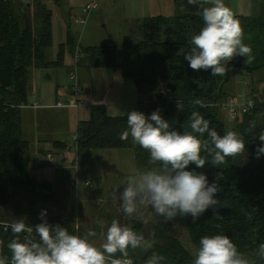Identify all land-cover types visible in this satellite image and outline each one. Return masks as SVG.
I'll use <instances>...</instances> for the list:
<instances>
[{"label": "trees", "instance_id": "16d2710c", "mask_svg": "<svg viewBox=\"0 0 264 264\" xmlns=\"http://www.w3.org/2000/svg\"><path fill=\"white\" fill-rule=\"evenodd\" d=\"M177 1L176 14L141 19L137 25L138 39L125 36L119 50L113 45L85 47L83 55L77 59L88 68L119 69L121 75L132 79L138 92L148 98L139 103L138 111L148 115L159 109L171 129L190 131V115L196 111L219 135L226 131L237 132L244 140L245 149L226 158L219 166L212 165L211 155L202 151L205 167L196 170L204 172L209 182H218L220 191L216 198L219 203L205 211L195 223L190 216H177L165 222L164 217L157 215V221L149 223L151 247H129L128 257L135 264H148L153 255L163 257L160 264H194L200 238L222 234L232 240L251 264H264V257L256 258L257 245L264 244V159L256 157V147L261 143L258 137L264 134V124L259 122V118L264 119V104L257 102L250 111L228 122L229 126L217 112L221 110L219 105L232 96L226 87L232 67L250 73L264 68V2L256 15H234L242 28L243 42L252 49L251 63L245 64V58L236 56L228 62L223 75H211L210 69H191L184 59L190 50L192 35L204 25L202 9L210 4L183 0L181 9ZM40 3L39 0H0L1 220L26 218L30 223L28 214L21 210L27 205L29 214L34 213L35 204L42 199L44 187H40L28 171L31 145L24 138L22 123L21 108L28 105L30 72L56 68L62 64L66 48L76 49L72 35L67 32L66 43L60 44L56 59L48 60L47 51L52 45V13ZM21 6L24 11L19 9ZM197 100L201 103L196 104ZM177 101L182 110L177 108ZM127 130V116L110 117L104 106H89V118L76 128V156L95 149H128L133 153L135 172L157 167L158 164L149 163L148 151L131 136L126 140L120 138ZM53 144L66 148V143L60 140ZM188 167L191 169L195 165ZM47 220L50 224L58 222ZM177 225L187 232L185 242L176 232ZM132 229L146 239L148 226L145 222L133 221ZM14 235L11 230L4 232L0 228V255L9 253L8 244ZM115 256L122 258L120 253Z\"/></svg>", "mask_w": 264, "mask_h": 264}, {"label": "clouds", "instance_id": "9594fccd", "mask_svg": "<svg viewBox=\"0 0 264 264\" xmlns=\"http://www.w3.org/2000/svg\"><path fill=\"white\" fill-rule=\"evenodd\" d=\"M195 3L196 0H189ZM210 6L203 7L204 22L198 33L191 37L190 50L184 59L193 70H211V75H223L226 65L235 56L243 57L244 63L253 60L252 49L243 42V32L239 21L226 6L224 0H206ZM200 104L199 100L195 101ZM177 108L182 110L177 101ZM123 114V113H121ZM190 131L170 128L162 118L160 110L151 114L137 110L127 113L128 130L120 138L132 140L149 153V163L157 167L130 174L126 185L118 189V199L123 211L131 215L137 205H147L165 222L177 216H190L195 223L205 211L214 208L220 186L216 180L209 182L204 172L206 160L202 151L211 155V164L222 165L226 158L233 157L245 149L243 138L235 131L219 135L209 127V121L198 112L190 115ZM207 134V139H204ZM256 147V157L264 156V134ZM211 145V146H210ZM194 164V168H189ZM39 223L30 225L26 218L15 220L9 227L14 235L8 248L10 264H133L127 249L151 247V242L127 226L113 220L103 235V243L96 246L89 238L95 231L77 235L59 224H50L47 209L38 213ZM26 233L29 239L22 240ZM120 253L122 258H117ZM264 257V244L257 245L256 258ZM163 257L153 255L148 264H160ZM0 264H9L8 258L0 255ZM194 264H251L242 255L227 235H205L200 238Z\"/></svg>", "mask_w": 264, "mask_h": 264}, {"label": "rangeland", "instance_id": "374dc122", "mask_svg": "<svg viewBox=\"0 0 264 264\" xmlns=\"http://www.w3.org/2000/svg\"><path fill=\"white\" fill-rule=\"evenodd\" d=\"M29 1L34 2L35 0ZM39 1L52 13V45L47 51L48 60L56 59V51H58L60 44L66 43L67 32H70L75 41L76 55L79 57L83 55V48L93 45H113L119 50L123 36L128 35L134 40L138 39V23L135 18L143 19L144 16L158 14L172 16L178 11L176 0H96L98 9L90 12L87 23L84 25L76 20L84 17V7L93 0ZM177 2L178 4L180 2V8L183 9V0ZM224 2L231 11L234 5L238 3L237 0H224ZM19 9L24 11L23 6ZM258 10L259 8L254 12L250 11L249 14L256 15L259 12ZM133 24L136 27H132ZM68 49L66 48L64 51L67 57L66 61L72 64L75 61V56L70 54ZM77 61L76 70L81 76L83 63L81 60L77 59ZM61 66H58V68L62 74L52 78L50 82L45 81L38 73H43V71L52 72L51 67L48 70H31L28 102L34 92L38 91L39 95L42 96L41 92L43 90H45L44 94L49 100L55 101L56 93L53 89L55 83L61 85L58 88L64 89L68 82L70 84L68 73L70 74L74 68V65L66 66L65 64L63 67ZM255 76L260 78L258 81L253 82L250 72L242 68L232 67L226 87L231 94L237 96L236 99L239 102L248 99L247 95L243 94L245 91V93H249L250 97H254L258 103L264 104V70L255 73ZM246 82L249 85H246ZM259 82H261V89L255 91V86ZM252 87H254L253 93L250 92ZM26 111L23 115V132L24 138L31 145L28 171L31 177L38 180L39 186L44 187L42 199L40 198V201L35 204L34 213L29 214L27 205L21 210L22 213L28 214V221L34 225L39 223L38 213L41 209H47V219L58 220L59 225L68 228L74 234L76 232L73 225L80 228L79 233L81 235H85L89 231H95L96 236L89 239L99 247L104 242L102 233L106 232L107 227L113 220H117L122 226L131 229L132 222L137 220L147 224L146 240L151 241L149 223L157 221V214L147 205L140 204L137 205L133 214L128 215L123 211L121 202L118 199L119 191L117 190L122 189L126 185L128 176L135 172L132 151L106 148L107 151L104 152H101V149H95L91 151V154L85 152L76 156L74 147H71V149L61 151L58 154L56 149L44 145L43 135L38 134V143L34 141L37 130L35 126H31V123L27 121L28 118L31 120L32 115L27 114ZM217 112L218 117L225 119L224 121H227L226 124L229 126L230 123L228 122L231 121L223 117L221 110ZM259 122L264 124V119L259 118ZM46 128L52 132L55 140H66L67 143L73 146L75 132L70 133L68 137L66 132L69 123L60 126L56 123L42 125L39 132L45 134L47 132ZM71 129H73L72 124ZM48 155H51V158ZM262 159H264V156H262ZM83 165L85 166L83 167ZM44 183H48V186L45 187ZM175 228L179 237L185 242L188 237L186 230L178 225Z\"/></svg>", "mask_w": 264, "mask_h": 264}, {"label": "crops", "instance_id": "0c3cea01", "mask_svg": "<svg viewBox=\"0 0 264 264\" xmlns=\"http://www.w3.org/2000/svg\"><path fill=\"white\" fill-rule=\"evenodd\" d=\"M199 1H206V0H199ZM237 1L238 3H236L234 7L232 8V12L234 15H250L249 14L250 11L254 12L257 8H259L258 11H260L261 6L264 2V0H237ZM158 15H161V14H158ZM153 16H157V15H153ZM146 17H152V16H144V18ZM135 19L137 23L141 20L140 18H135ZM132 27H136V25L133 24ZM124 37L125 36H123V38ZM76 51H77V48L74 51L69 50L70 54L72 55L74 54V56L76 55ZM57 52L58 51H56V53ZM62 58L63 59L61 61L62 63L61 67H63V65L65 64L66 66L76 64V60L72 64L67 63L66 61L67 57L65 56V52ZM51 70L52 72L43 71V73H38V74L47 82L52 81V78H56L60 74H62V72L59 70L58 67L52 68ZM262 70L258 72L250 73V75L252 76L253 82L258 81L260 78V77H256L255 73H259ZM68 75L70 74L68 73ZM78 80L80 84L79 99H81L84 102V106H78L75 108L68 106L67 104H69L68 102L70 101V98H71L70 92H69V84H68L69 82L67 83V86L64 89L58 88V87H61V85L56 82L55 88H53L54 92L56 93V98L54 99L55 101L49 100L45 96L44 94L45 90L41 92L42 96H40L38 91L35 90L36 92H34L33 96L28 102V105H25L21 108L23 128H24L23 115H24V112L27 110L26 111L27 114L32 115L31 120H29L28 118L27 121L31 123V126H35L37 130V134L34 138L35 139L34 141L38 143V140H37L38 134L43 135L44 145L50 146L56 149L57 151L56 153L58 154H60L61 151L71 149V147L72 148L74 147L75 153L77 154L76 147H75L76 135L74 136L75 138H73L74 140L73 146L70 143H67V141L65 140L61 142L66 143V148H61L60 146L56 147L53 144V141H55V139L53 138L54 136L52 132L48 128H46L47 132L45 134L40 133L39 132L40 126L46 125L49 123L50 124L56 123L58 126L64 125L65 123H69V128H68L69 131L68 130L66 131L67 137H68L70 133L76 132L77 125L81 121H85L89 118V106L102 105L104 106L106 114L108 116L120 117V116H127V113H129L132 110L138 111L139 103L145 102L148 100V98H146L145 96H143L142 94L138 92L134 81L130 78L123 77L119 69H104V68H99V67L88 68L87 66L83 65L81 76H79L78 74ZM246 85H249V83L246 82ZM260 85H261V82L257 83V86H255V91H259L261 89ZM253 88L254 87H252V90L250 89L251 93L254 92ZM243 94L247 95L246 96L248 97L247 100L252 99L255 103H257L254 97L249 96V93H245L244 91ZM233 96L237 98L235 94H232L231 97ZM141 99H144V100H141ZM57 102H61L62 106H58L56 104ZM223 117H225L224 113H223ZM71 124L73 126V129H71ZM101 150H102L101 152L107 151V149H101ZM91 151L92 150L86 151V152L91 154ZM109 152H113V151H109ZM48 157L51 158V155H48ZM84 166L85 165H83V167ZM55 223L58 224L57 222Z\"/></svg>", "mask_w": 264, "mask_h": 264}, {"label": "built area", "instance_id": "2783aa9c", "mask_svg": "<svg viewBox=\"0 0 264 264\" xmlns=\"http://www.w3.org/2000/svg\"><path fill=\"white\" fill-rule=\"evenodd\" d=\"M98 7L96 0H93L92 2L88 3L84 9H83V13H84V17L81 19L76 20L78 23L80 24H86L87 23V19L88 16L90 14L91 11L96 10ZM77 59V55H75V60ZM73 70L71 71L70 75H69V92H70V101L68 102L69 104H67L68 106L71 107H78V106H84V102L79 99V93H80V85L78 83V77H77V70L75 68V65L73 66ZM58 106H62L61 102H57L56 103ZM255 102L252 99H245L243 101H237V99L233 96V97H228L224 102H222L219 106L220 109L223 113H225V118L228 121H233L236 119V117L239 114L245 113L250 111L254 106H255ZM88 183V182H87ZM12 222L14 221H8V220H1L0 219V228L2 229V231L4 232H8L10 231V227L5 230V225H10ZM30 225H34L31 223H28ZM74 231L76 232V234L78 235L79 232V228L77 225H73ZM20 238L22 240H27L29 239L28 234L26 233H22L20 234ZM5 257L8 258L9 264H10V260H11V253L9 251L8 254L4 255ZM129 258V257H127ZM131 259V258H129ZM132 260V259H131ZM133 261V260H132ZM133 264H135L133 262Z\"/></svg>", "mask_w": 264, "mask_h": 264}, {"label": "water", "instance_id": "95a60500", "mask_svg": "<svg viewBox=\"0 0 264 264\" xmlns=\"http://www.w3.org/2000/svg\"><path fill=\"white\" fill-rule=\"evenodd\" d=\"M28 5H29V3H28ZM214 108V107H213ZM53 225H55V224H53Z\"/></svg>", "mask_w": 264, "mask_h": 264}]
</instances>
